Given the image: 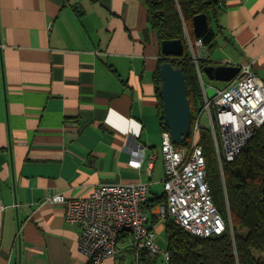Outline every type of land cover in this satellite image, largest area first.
Masks as SVG:
<instances>
[{
	"label": "crops",
	"instance_id": "obj_1",
	"mask_svg": "<svg viewBox=\"0 0 264 264\" xmlns=\"http://www.w3.org/2000/svg\"><path fill=\"white\" fill-rule=\"evenodd\" d=\"M149 24L142 0H0V264H94L81 227L49 200L58 193L130 182H148L149 199L165 192L162 47ZM211 26L217 45L201 57L251 63L264 80V0H223ZM130 238L102 264H140Z\"/></svg>",
	"mask_w": 264,
	"mask_h": 264
},
{
	"label": "built area",
	"instance_id": "obj_2",
	"mask_svg": "<svg viewBox=\"0 0 264 264\" xmlns=\"http://www.w3.org/2000/svg\"><path fill=\"white\" fill-rule=\"evenodd\" d=\"M186 42L202 82L204 103L190 147L176 145L170 131H162L167 206L159 204L152 212L161 221L169 215L183 229L206 238L222 234L227 223L212 197L204 149L195 143L197 131L204 127L202 117L206 114L209 121L206 128L212 133L221 165L223 159L233 161L264 124V80L251 63H245L226 87L210 85L213 94L209 95L200 66L202 39L193 41L186 31ZM132 155L131 163L138 167L145 148L134 150ZM148 193V182L110 183L97 185L88 196L67 197L58 193L49 200L64 204L67 220L81 227L79 248L90 263L102 264L104 259L117 256L118 242L125 233L131 236L128 245L134 253L163 252L169 262V252L162 250L157 241L158 231L150 225L151 213L143 206Z\"/></svg>",
	"mask_w": 264,
	"mask_h": 264
},
{
	"label": "trees",
	"instance_id": "obj_3",
	"mask_svg": "<svg viewBox=\"0 0 264 264\" xmlns=\"http://www.w3.org/2000/svg\"><path fill=\"white\" fill-rule=\"evenodd\" d=\"M142 1L150 15L149 29L156 34L161 47L164 40L184 41L183 55L167 56L161 53L154 80L159 100V113L164 122L160 67L167 61L174 66L183 67L192 110V125L187 140L181 144L174 143L189 145L194 137V126L202 109L204 97L195 64L185 44L186 31L193 41L197 40L193 18L197 14L205 13L209 20V28L200 38L209 53H212L217 45V32L211 23L215 13L222 7L223 0ZM203 60L200 63L201 67L210 64L209 60ZM164 130H169L166 124H163ZM197 132L206 157L207 180L212 197L226 220L227 228L222 234L204 238L188 232L176 224L169 215L166 216L162 222L165 225L163 233L167 241L165 251L170 254L168 264H264V124L254 132L250 141L233 161L223 159L222 165L216 156L211 131L204 126ZM159 204L167 206L165 192L148 198L143 205L144 209L151 213V226L161 222V219L152 212ZM157 255L159 254L141 250L140 264H156Z\"/></svg>",
	"mask_w": 264,
	"mask_h": 264
},
{
	"label": "water",
	"instance_id": "obj_4",
	"mask_svg": "<svg viewBox=\"0 0 264 264\" xmlns=\"http://www.w3.org/2000/svg\"><path fill=\"white\" fill-rule=\"evenodd\" d=\"M193 26L196 37L200 38L209 28L205 13L194 16ZM165 55L181 56L185 52L182 39H168L162 42ZM239 65L207 64L204 73L213 80L227 81L240 71ZM160 90L163 99V117L175 143L185 142L191 131L192 110L187 95V82L183 67L174 66L171 62L162 63L160 70Z\"/></svg>",
	"mask_w": 264,
	"mask_h": 264
},
{
	"label": "rangeland",
	"instance_id": "obj_5",
	"mask_svg": "<svg viewBox=\"0 0 264 264\" xmlns=\"http://www.w3.org/2000/svg\"><path fill=\"white\" fill-rule=\"evenodd\" d=\"M149 28H150V24H149V26H148ZM197 77H198V75H197ZM203 78H204V80H205V84H206V86H207V88L208 87H210V85H213L214 87H216V88H224V87H226L228 84H229V82L228 81H223V80H213V79H210L205 73H204V75H203ZM198 80H199V84H200V88H201V90H202V92H203V86H202V82H201V80L199 79V77H198ZM208 92H209V95H212L213 94V90L212 89H210V88H208ZM203 107V106H202ZM202 110V109H201ZM201 110L199 111V114H200V112H201ZM199 114H198V116H199ZM198 116H197V118H198ZM209 123V121L207 120V117H206V114H204L203 115V117H202V120H201V124H203V126H205L206 127V125ZM195 127V126H194ZM198 133V132H197ZM194 135H195V132H194ZM197 137H198V134H197ZM212 138H213V136H212ZM193 139H194V137H193ZM193 141V140H192ZM191 141V142H192ZM200 140H199V138L196 140V144H199L200 142H199ZM250 141V140H249ZM191 142H190V144L188 145L187 144V146L188 147H190V145H191ZM203 147V146H202ZM215 147V146H214ZM215 150H216V156H217V158H219V155H218V151H217V149H216V147H215ZM219 160V159H218ZM219 163H220V161H219ZM220 165H221V163H220ZM224 177V176H223ZM160 190H161V192H163V190H162V187L160 188ZM158 242L160 243V245H161V247H162V250L163 251H165V249H166V247H167V241H166V238H165V234L163 233V234H160V235H158ZM257 255H258V253H256ZM168 263V261H166L165 260V258H164V255L163 254H159V255H157V259H156V264H167Z\"/></svg>",
	"mask_w": 264,
	"mask_h": 264
},
{
	"label": "flooded vegetation",
	"instance_id": "obj_6",
	"mask_svg": "<svg viewBox=\"0 0 264 264\" xmlns=\"http://www.w3.org/2000/svg\"><path fill=\"white\" fill-rule=\"evenodd\" d=\"M185 44L187 45V47H188V49H189V52H190V54H191V50H190V47L188 46V44H187V42H186V38H185ZM205 47V46H204ZM191 58H192V54H191ZM204 58H202L201 59V61H200V63L202 62V60H203ZM206 60H208V59H206ZM204 61V60H203ZM196 67V66H195ZM202 69H203V67H201ZM204 71V70H203ZM197 72V71H196Z\"/></svg>",
	"mask_w": 264,
	"mask_h": 264
}]
</instances>
